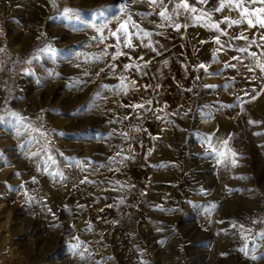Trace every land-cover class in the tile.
<instances>
[{"label": "rangeland", "instance_id": "1", "mask_svg": "<svg viewBox=\"0 0 264 264\" xmlns=\"http://www.w3.org/2000/svg\"><path fill=\"white\" fill-rule=\"evenodd\" d=\"M30 1L0 0V264H264V73L236 51L264 63V29L227 0L179 30L148 0Z\"/></svg>", "mask_w": 264, "mask_h": 264}, {"label": "snow or ice", "instance_id": "2", "mask_svg": "<svg viewBox=\"0 0 264 264\" xmlns=\"http://www.w3.org/2000/svg\"><path fill=\"white\" fill-rule=\"evenodd\" d=\"M55 2V0H53V3ZM149 4L156 6L159 5L160 7V11H158V15L163 18L165 21L174 24L176 30H179L181 25L178 23H175L174 17H177L179 15H183L185 13L188 14L189 17H191L194 21H202L204 20L206 17H208V13L204 12L201 9H198L196 7V4H205L206 0H196V4H190L189 0H179L178 3L174 4V8L176 9L175 12H173L172 14H168V9L165 6V0H148ZM169 2H171V0H169ZM227 5L228 7L233 10V11H237L239 14V18L238 19H232L230 17H225V23L227 25H240L242 22L246 23L247 26L249 28H256L259 27L260 29H264V0H227ZM256 7H253V6ZM225 7V4L223 2H221L219 4V6L215 9L217 12L221 11L223 8ZM66 13H71L72 10L71 9H66L65 10ZM210 21V18H209ZM69 22L71 23V18H69ZM127 23H122L120 24L119 27V32L121 33V35H118L117 32H112V36L116 37V41H117V45H119L123 39L125 46L131 47V42H130V36L132 35V33L129 32V28L127 27ZM208 27L210 28H214L216 29V31L220 32L222 35H227L226 30H222L220 29L219 26V22L216 23H212L209 22L207 24ZM133 28H136L137 31H139V28L137 25L132 24ZM140 34L144 35V36H148L149 33L147 32H141ZM233 39H241V40H248V37L241 34L240 36L237 37H233ZM262 41H264V36H261L260 38ZM215 42L221 46V48L224 47L223 44H221L220 38L219 36L216 37ZM255 43V41H251L247 44V46L244 47H239L236 49V51L240 52V53H248V55L251 58L252 61V66L249 67V71H254L256 68H259L260 71L262 73H264V63H260L258 57L257 52H248L249 48H251L252 44ZM260 47H264V44L260 45ZM41 51H44L46 53H49L52 56H55V50L51 49V47L49 46L48 48L42 49ZM119 55H125V53L122 52H116L115 56H119ZM38 58V57H37ZM115 58V57H113ZM233 60H236L239 63H243L244 62V57H240V56H234ZM110 69L115 72V65H110L109 66ZM125 69H129L131 67H133L130 64H125L123 66ZM225 67H232L235 68V65L232 64H225ZM199 68L201 69H205V71H207V68L204 64H200ZM125 79L126 78H121L120 80V84L117 85L116 91L118 93L120 92H127V84H125ZM130 83L134 84L135 81H130ZM104 88H107V85L103 86ZM190 90V89H189ZM246 95H250V93H245ZM97 95H99V93H97ZM87 107V106H86ZM131 107L134 108H142L143 105L140 104H136V105H132ZM9 115L11 117L14 118V120L16 122H20L22 123V117L19 116V114L12 112L9 113ZM0 122H3V117H0ZM250 123H255L250 121ZM123 135H127L126 133ZM257 135H259V133H257ZM208 142L210 143V138L208 139ZM222 144L226 147L227 145V140L223 141ZM214 151H216L214 149ZM217 155L218 157H225V153L223 151H217ZM235 155V154H233ZM51 159V157H50ZM218 162L225 164V166H229L230 164H235V160H228V159H220ZM79 166V165H78ZM33 180H35V178H33ZM87 178L85 177L84 180H81V183L86 182ZM233 227H235V225H233ZM241 228H243V225L240 226ZM250 231V230H248ZM259 236L261 239H264V232L259 233ZM247 249V245L245 246V248H242L241 251H245L246 252ZM86 251V250H85ZM253 259H256L255 257H253Z\"/></svg>", "mask_w": 264, "mask_h": 264}, {"label": "bare ground", "instance_id": "3", "mask_svg": "<svg viewBox=\"0 0 264 264\" xmlns=\"http://www.w3.org/2000/svg\"><path fill=\"white\" fill-rule=\"evenodd\" d=\"M32 1V0H31ZM30 1V2H31ZM42 3V2H41ZM40 3V5L39 4H37V5H35V7L33 8V10H34V12H35V15L36 16H39V17H41V15L43 14V7H42V4ZM74 5V4H73ZM70 6V5H69ZM50 7V6H49ZM67 8H68V6H67ZM49 9V8H48ZM47 11V10H46ZM51 11L52 10H50L49 11V15L51 14ZM52 15V14H51ZM65 15V14H64ZM35 17V16H34ZM45 19V18H44ZM50 19V18H49ZM43 22V21H42ZM28 23V22H27ZM45 23V22H44ZM57 25V24H56ZM51 26V25H50ZM46 27V26H45ZM50 31V30H49ZM112 49V48H111ZM109 51V50H108ZM93 54V53H92ZM121 56V55H120ZM124 56V55H123ZM89 68V67H88ZM83 82V81H82ZM85 83V82H84ZM91 83V82H90ZM82 96H83V94H82ZM79 97V96H78ZM1 129V128H0Z\"/></svg>", "mask_w": 264, "mask_h": 264}, {"label": "crops", "instance_id": "4", "mask_svg": "<svg viewBox=\"0 0 264 264\" xmlns=\"http://www.w3.org/2000/svg\"><path fill=\"white\" fill-rule=\"evenodd\" d=\"M189 3L191 4V1Z\"/></svg>", "mask_w": 264, "mask_h": 264}]
</instances>
